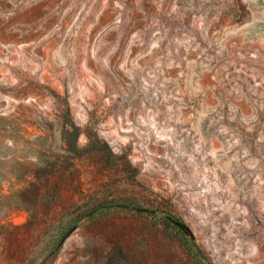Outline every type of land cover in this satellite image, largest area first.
Instances as JSON below:
<instances>
[{"label":"rangeland","instance_id":"obj_1","mask_svg":"<svg viewBox=\"0 0 264 264\" xmlns=\"http://www.w3.org/2000/svg\"><path fill=\"white\" fill-rule=\"evenodd\" d=\"M203 262L264 264V0H0V264Z\"/></svg>","mask_w":264,"mask_h":264},{"label":"trees","instance_id":"obj_2","mask_svg":"<svg viewBox=\"0 0 264 264\" xmlns=\"http://www.w3.org/2000/svg\"><path fill=\"white\" fill-rule=\"evenodd\" d=\"M86 207L83 209L81 215L78 216V218L86 217L87 219L96 218L100 215H105L109 213L110 211L116 210V209H122V208H128V209H137V210H147L148 207H144L141 204L134 203L131 200L121 199L117 197H110V198H102L101 200L97 201V199L87 201ZM77 221L71 222L70 226L66 228V231L64 233H67L68 230H70ZM163 224H165L167 227H171V231L173 232L174 236L181 240L185 245L189 247V249H193V247L190 245L192 242V239L190 236L183 233V231L177 229V226L172 223L170 219L164 220ZM203 251L199 249L197 254L201 255ZM195 255V256H198ZM198 258V257H197ZM201 261V260H200ZM202 264H212L203 262Z\"/></svg>","mask_w":264,"mask_h":264}]
</instances>
